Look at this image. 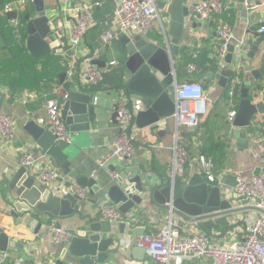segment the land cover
I'll return each instance as SVG.
<instances>
[{
	"label": "crops",
	"instance_id": "1",
	"mask_svg": "<svg viewBox=\"0 0 264 264\" xmlns=\"http://www.w3.org/2000/svg\"><path fill=\"white\" fill-rule=\"evenodd\" d=\"M45 1L47 4L54 3V0ZM117 1L61 0L63 3V16L61 21L56 23L58 38L52 42L53 45L60 43L65 47L71 44L69 39L70 26L76 23L82 12H88L90 20L85 35L78 45H72V47L67 49L63 47L54 50L63 59H67L68 70L65 71L66 76L63 84L58 82L53 90V95H57L63 100L65 90L68 89L92 92L97 114L96 119L90 122L88 130H69L70 167L68 174H64L61 167L56 165L49 156L41 153L37 142L25 128L28 120L35 119L40 123V118L46 117V110L41 103L51 93L47 90L48 88L43 86L45 76L50 72H47L44 67L45 60H28L24 52L26 34L18 28V17L15 18L9 15L12 11H17L20 14L24 8H19L15 0L14 10L5 11L8 22L5 20L4 23L7 22L6 25L15 27L14 35L18 43L16 44L13 35L3 36L0 32V71L4 74V82L0 85V88L13 97L11 103H3L2 111L14 116L16 132L14 138L10 140L0 136V228L9 235L11 241L19 242V245L10 244L8 250L5 251L7 257L0 264H9L11 262L28 264L29 260H33L35 264H54L65 244L56 243L52 239V234L49 230L50 223H60L72 230L82 223L83 215H88L91 220H99L104 225L109 223L98 211L99 206L104 202L103 199L98 194L91 193H88L87 199L80 201V209L76 210L72 215L58 216L49 222L48 217L40 215L38 218L28 217L29 221L26 223L21 211L19 212V220L11 214L13 205L10 200L12 197L7 194L11 193L14 195L13 190L4 187L1 179L11 175L21 166L18 158L24 147L32 148L39 156V161L35 164V167L28 168V172H36L35 168H38L39 165L56 168L61 171L62 177L51 184L61 185L63 189L68 188L64 186L66 183L72 182L71 187L78 191L79 186L75 182L76 177L79 175L95 176L97 182H99L105 177L114 179L110 171L115 170L127 178L138 174L146 177L150 173L152 179L155 180L159 178L160 174L167 172L171 168V145L176 136V123L173 116L169 118L168 124L166 123L167 119L161 120L154 129L151 125L143 127L134 125L133 131L135 132L136 143L132 159L128 164H125L123 160L117 157H109L118 132L116 116H113L114 106L121 99L120 92L115 88V84L120 77L129 75L124 64L127 51L119 39L120 33L112 39L108 48H102L101 53L95 56L106 62L102 68L103 80L101 85L103 87L92 89L83 75L82 66L91 58L94 50L101 47L102 33L108 28H113L114 30L117 28L114 14ZM195 1L187 0L191 11L187 17L186 26L179 42L178 54L174 56V73L178 83L192 78L181 75L177 69L181 62L180 53L182 47H188L195 54L201 47L207 46L210 50V55L216 56L218 53L219 39L217 34H213V32H216L215 21L213 18L207 20L196 19L192 15V7ZM223 1L225 7L221 16L231 23L234 31V36L229 42L235 45L245 42L249 38V34H251L252 40L262 37L257 52V56H260L253 63L247 58L244 64L240 63L238 66L241 67V77L249 87L251 98L255 101L264 99V76L259 79L249 80L250 72L244 68L245 64L258 66L264 58V32L259 31L260 19L264 16V0H254L255 3L258 2L259 4L253 9L246 8V0ZM244 10H247L245 15L242 13ZM165 17L167 18V15L161 11V18L155 21L151 31L148 33L136 32L129 35L131 37L140 35L149 40L160 38L163 29L162 21ZM212 49L215 51L212 52ZM247 51L248 46L245 47L243 53L245 54ZM16 56H18V59ZM112 61L113 63H111ZM93 66L98 67L96 65ZM49 67H52V65ZM75 73L78 79H76ZM11 83L16 86H22L24 89L12 95L9 91V84ZM204 97L206 113L201 120L204 121L206 117L210 116L213 121L212 124L217 127V149L214 156L211 157L213 164L215 165L217 161L223 162L225 164L224 170L231 169L243 177L255 174L256 167L259 165L258 157L264 153V140L261 137V123L264 120V114L258 115L251 122L250 131L247 134L248 145L243 146L238 144L239 139L235 138L232 133L233 127L226 120L229 112L234 109V88L231 85L222 87L217 83L212 84L211 80L208 79ZM203 131V127L196 126L185 127L179 132V140L190 151V158L186 164L187 169L201 170L198 146L200 135ZM86 188L89 190L88 187ZM223 189L226 191L230 188L223 186ZM136 208L139 212L136 215L135 223H131L130 219L123 220L121 218L111 227V234L114 237H118L120 236L118 222H126L124 234H121L124 242L120 245V252L118 254L111 253L110 258L102 264H157L150 255H147L145 251L136 246L135 238L137 235L133 232V229L143 228L144 233H155L167 225L168 219H159L149 215L141 207ZM230 220L233 223L234 219L232 217H230ZM181 232L183 234H191L206 231L201 227H195L194 229L183 228ZM220 232L221 229L218 228L217 224H214L210 235L211 237H213L212 235L218 237L217 234ZM223 240L224 238H212V241L217 244H221ZM122 254H125L126 258H123ZM202 260L204 263L201 261L200 264H209V262L205 261V258H202ZM68 264L78 263L72 262ZM186 264H191V262Z\"/></svg>",
	"mask_w": 264,
	"mask_h": 264
},
{
	"label": "water",
	"instance_id": "2",
	"mask_svg": "<svg viewBox=\"0 0 264 264\" xmlns=\"http://www.w3.org/2000/svg\"><path fill=\"white\" fill-rule=\"evenodd\" d=\"M32 2L36 14L33 16L25 14L27 50L38 57L51 53L57 48H63V44H52L58 38L56 23H59L63 16L61 0H54L52 4H47L45 0H32ZM156 4L160 11L167 15L162 21L160 38L149 40L140 35L135 37L127 33L119 35L121 44L127 51L124 64L129 75L122 76L125 89L115 87L120 92L121 98H126L128 101L140 100V108L135 115V125L138 127L151 125L153 129L161 120L167 119L168 124L169 118L175 112V88L178 80L174 73V56L178 54L179 42L191 11L187 0H156ZM242 13L245 15L247 10ZM9 15L15 18L20 16L16 11H12ZM117 30L118 28L115 32ZM261 41L262 37L252 40L249 34L245 42L236 45L228 42L226 52L217 53L215 56L218 68L208 71L206 78L210 79L212 84L217 83L222 87L230 85L238 69L239 76L241 74V67L238 64H244L247 58L253 63L260 56H257V52ZM72 45L73 43L64 48H70ZM246 46L248 51L244 54ZM89 63L101 69L106 64L105 60L98 57L91 58ZM244 68L250 72L249 80L259 79L264 76V58L258 66L245 64ZM65 76V71L58 73L60 84H63ZM239 95L238 106L230 124L233 127V135L239 139L238 144L246 146L251 122L258 115L264 114V99L253 100L249 94V87L243 79ZM12 101L13 97L0 88V111L4 102ZM96 116L92 92L65 90L61 117L70 131L88 130L90 122L94 121ZM113 116H116L115 110ZM25 128L37 142L41 153L49 156L61 167L64 174H68L70 167L68 139L58 138L49 128L35 119L28 120ZM259 170L258 165L255 174ZM238 176L231 169H226L220 174L219 180L212 183L201 170L194 171L186 167L182 174L174 175L169 169L155 180L150 173L146 177L138 174L128 178L120 174L114 179L102 178L99 182L95 176L79 175L75 183L79 187H88L91 194H98L104 201L103 205L117 207L123 220L135 219L139 212L136 207H141L151 216L171 219L180 229L201 227L207 233H211L214 224L225 228L231 224L230 217L234 219L241 211L260 210L257 206L249 204V196H237L228 194L227 190L224 191L223 186H235ZM1 181L4 187L13 190L14 195L7 194L12 197L11 214L19 220L21 211L26 223L29 221L28 217L38 218L43 215L53 219L72 215L80 209L82 198L79 191L71 187L72 182L64 185L68 187L67 189H63L61 185L42 182L35 173H29L28 167L23 165L11 175L3 177ZM82 220L81 224L71 230V239L62 248L54 264L72 262L102 264L110 258L111 253L120 252L125 221L118 222L120 236L114 237L111 234V227L117 222L108 220L109 223L104 225L99 220H91L88 215H83ZM133 232L139 235L143 234L144 230L134 228ZM12 243L19 245V242L11 241L9 235L0 228V252L7 251ZM141 249L149 255L144 248ZM122 257L126 258V255L122 254Z\"/></svg>",
	"mask_w": 264,
	"mask_h": 264
},
{
	"label": "built area",
	"instance_id": "3",
	"mask_svg": "<svg viewBox=\"0 0 264 264\" xmlns=\"http://www.w3.org/2000/svg\"><path fill=\"white\" fill-rule=\"evenodd\" d=\"M29 1L16 0V3L19 8L23 9ZM245 3L248 9H253L258 4L254 0H246ZM14 5L15 1L6 2L4 10H14ZM224 7L223 0H196L192 7V15L196 19H214L215 30L219 39V54L226 52V45L234 36L233 26L221 16ZM114 14L117 32L113 28L106 29L101 35V47L94 50L91 58L100 54L102 48H108L117 34L148 33L153 29L155 21L161 18V11L156 0H118ZM89 20L90 14L82 12L76 23L70 26L69 39L73 45H78L83 39ZM259 31L264 32V16L260 19ZM89 60L83 64L82 72L88 84L96 85L103 80V70L94 67L89 63ZM189 67L193 68V65L190 64ZM238 81L239 69L231 79L230 85L233 87ZM204 96L205 88L196 79L194 81L185 80L176 85V106L173 114L176 123V136L171 145L170 168L174 175L182 174L185 171V165L190 158L189 148L179 140V132L185 127L198 125L202 116L205 115L206 101ZM41 105L46 110V117L40 118V123L49 128L58 138L68 139L69 128L61 117V97L57 95L46 97ZM139 108L140 100L128 101L126 98L119 99L114 106L118 132L109 157H117L123 160L125 164L131 161L134 153L136 138L133 127L135 115ZM235 112L236 109L229 112V121L232 120ZM15 132L14 116L0 111V136L10 140L14 138ZM261 137L264 140V120L261 123ZM18 159L21 165L30 168L35 167L39 161V156L32 148L24 147ZM199 161L201 171L207 180L216 183L220 175L214 173L212 159L200 155ZM258 164L260 166L258 173L248 177L238 176L235 186L227 189L228 194L249 196V204L260 208V210L250 209L248 213L238 215L234 218L233 223L237 226L239 224L236 222L240 221V226L234 225L229 230L217 234L220 238H231L232 243H226L224 240L221 244L214 243L211 233L207 232L183 234L177 223L168 219L167 225L157 232L137 235L135 238L136 246L144 248L157 264H183L184 260L194 257L208 258L209 264H264V153L259 155ZM35 169L36 172L34 173L45 183L57 182L62 177L61 171L56 168L39 165ZM110 174L116 178L120 172L112 170ZM78 191L82 200L88 198L89 191L86 187L81 186ZM98 211L107 220L117 222L121 219V213L115 206L101 204ZM49 230L56 243L66 244L71 239V230L60 223H50ZM6 257L7 253L2 252L0 262H3Z\"/></svg>",
	"mask_w": 264,
	"mask_h": 264
},
{
	"label": "trees",
	"instance_id": "4",
	"mask_svg": "<svg viewBox=\"0 0 264 264\" xmlns=\"http://www.w3.org/2000/svg\"><path fill=\"white\" fill-rule=\"evenodd\" d=\"M9 1H15V0H0V32L3 36H6L8 34L13 35L15 34L14 30L15 27L6 25L7 21V15L4 10V4ZM29 14L30 16L35 14V6L32 2V0L29 1V3L26 5L24 10L20 12V16L18 17V28L19 30L23 31L26 34V25H27V20L25 19V14ZM2 20V21H1ZM4 20V21H3ZM5 20L7 21L6 23ZM3 22V23H2ZM16 44L17 38L15 37ZM25 54L28 57V60H38L42 59L45 60V69L46 71L50 72L49 74H46L43 86L45 88H48L51 93L49 96L53 95V90L56 88L58 82H59V77L58 73L59 71H66L68 70V62L67 59H63V57L52 51L51 53L45 54L43 56H33L30 54V52L27 50V48L24 49ZM181 62L179 64V67L177 68L180 72L181 75H186L188 77H192L198 81H200L204 88H207L208 85V79L206 78V74L210 70H216L218 68V62L215 58V56L210 55V50L207 46L201 47L195 54L190 51V49L186 46L181 48ZM18 59V56H16ZM192 64L193 68H190L189 65ZM52 67H49L51 66ZM77 71V69H76ZM76 74V73H75ZM76 79H78L77 74L75 75ZM240 81L236 82L235 85L233 86L234 88V105L233 108L237 109L238 106V101H239V93H240V88H241V74L239 76ZM4 82V74L0 71V85ZM124 80L122 77L118 80V82L115 84V87L123 88L125 89V85L123 84ZM92 89H98L100 87H103L101 83H98L96 85H90L88 84ZM87 85V86H88ZM24 88L22 86H16L15 84H9V91L12 95L17 94L18 92L22 91ZM202 119V118H201ZM227 122L230 123L228 117L226 118ZM212 120L209 117H206L204 121L200 120L197 127L201 126L204 128V131L200 135V143H199V156L203 155L207 158H211L214 156V153L217 149L216 146V129L217 127L212 124ZM194 126V127H196ZM216 164L214 165V173L216 175H220L222 171L225 168V164L223 162H215ZM187 164V163H186ZM186 168V165H185ZM86 216V215H85ZM91 218V217H90ZM51 221V219H48V222ZM131 223H135V219H130L129 220ZM236 224H239L240 226L241 222L238 221ZM235 223H231L225 228H222V226L217 225L218 228L223 231L229 230L230 228L234 227ZM236 226V225H235ZM191 260V261H190ZM201 261L204 263L201 257H194L188 260H184L183 264L191 262V264H200ZM9 264H15V262H11ZM28 264H35L33 260H29Z\"/></svg>",
	"mask_w": 264,
	"mask_h": 264
},
{
	"label": "rangeland",
	"instance_id": "5",
	"mask_svg": "<svg viewBox=\"0 0 264 264\" xmlns=\"http://www.w3.org/2000/svg\"><path fill=\"white\" fill-rule=\"evenodd\" d=\"M13 36H14V34H13ZM248 211L249 210H247V211H241V212H239L237 215H241V214H246V213H248ZM213 237H216V238H220L219 236L217 237V236H215V235H212ZM212 237V238H213ZM226 241V243H232V241H231V238L229 239V238H226V239H224V242ZM204 260V259H203ZM205 261H207V262H209V260H208V258H205Z\"/></svg>",
	"mask_w": 264,
	"mask_h": 264
}]
</instances>
